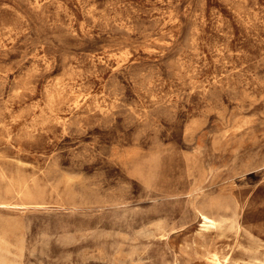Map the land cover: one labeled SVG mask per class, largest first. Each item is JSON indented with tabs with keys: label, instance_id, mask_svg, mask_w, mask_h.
Wrapping results in <instances>:
<instances>
[{
	"label": "rangeland",
	"instance_id": "rangeland-1",
	"mask_svg": "<svg viewBox=\"0 0 264 264\" xmlns=\"http://www.w3.org/2000/svg\"><path fill=\"white\" fill-rule=\"evenodd\" d=\"M0 264H264V0H0Z\"/></svg>",
	"mask_w": 264,
	"mask_h": 264
},
{
	"label": "bare ground",
	"instance_id": "bare-ground-1",
	"mask_svg": "<svg viewBox=\"0 0 264 264\" xmlns=\"http://www.w3.org/2000/svg\"><path fill=\"white\" fill-rule=\"evenodd\" d=\"M138 175H139V173H138ZM147 175H148V174H147ZM144 177H145V176H143V179H144ZM140 179H141V178H140ZM144 181H145V180H144ZM201 214H202V219H203V220H202V226H204V227L214 226V225H216V223L218 222V221L216 220V218H214L213 216H211V215H209V214H207V213L202 212ZM199 219H200V218H199ZM211 260L216 261V262H219V263H226L227 260H228V257H227L226 255H224V256H223V259L221 260L219 254H218L217 252H214V253H213V257H212Z\"/></svg>",
	"mask_w": 264,
	"mask_h": 264
}]
</instances>
